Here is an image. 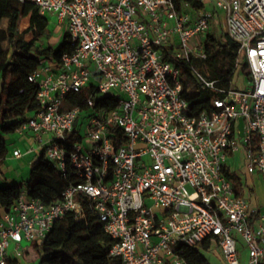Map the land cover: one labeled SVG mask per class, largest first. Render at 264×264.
Here are the masks:
<instances>
[{
	"label": "built area",
	"instance_id": "built-area-1",
	"mask_svg": "<svg viewBox=\"0 0 264 264\" xmlns=\"http://www.w3.org/2000/svg\"><path fill=\"white\" fill-rule=\"evenodd\" d=\"M17 1L62 24L71 49L58 62L40 60L29 75L39 109L16 130L33 134L67 186L51 204L22 192L4 212L0 264L10 244L20 257L23 244L41 242L67 212L83 217L76 197L103 223L119 264H189L185 249L205 240L216 243L222 264H242L234 233L246 243L245 264H264V207L236 195L224 172L241 143L247 173L264 178V0H200L198 10L173 0ZM217 10L238 44L247 85L225 89L193 70L196 83L222 94L195 113L177 63L206 57L203 46L189 44L206 35ZM196 83L186 92L196 93ZM92 87L117 105L93 109ZM71 93L87 94V110L64 102ZM84 115L81 135L75 121Z\"/></svg>",
	"mask_w": 264,
	"mask_h": 264
},
{
	"label": "trees",
	"instance_id": "trees-1",
	"mask_svg": "<svg viewBox=\"0 0 264 264\" xmlns=\"http://www.w3.org/2000/svg\"><path fill=\"white\" fill-rule=\"evenodd\" d=\"M177 8L188 5L194 10L204 7L200 0H173ZM220 17L217 11L214 16ZM213 16V17H214ZM212 17V18H213ZM28 19L25 28L20 29V21ZM5 26L3 27V23ZM49 18L39 13L38 8L30 2L17 0H0V157L7 153L5 136L17 135L16 130L35 114L38 109L37 93L39 86L29 80L40 65V60L58 62L61 54L71 52L64 33L61 41L53 47L45 35ZM203 50L204 59L190 58L178 62L183 73V96L190 103L195 113L210 107L214 98L221 97L199 83L192 73L197 70L210 80H216L220 87H232L234 76L244 71L246 64H238V44L225 31L217 37L208 30L205 35ZM170 56V50H166ZM168 58V57H166ZM243 73V72H241ZM244 77L246 74H243ZM195 82L198 91L189 94L186 89ZM239 89V88H237ZM87 94L94 101L93 109H111L117 105L112 94L99 95L95 88ZM87 94L71 93L64 102L69 107L79 106L82 111L87 107L82 102ZM254 149H257V138L253 136ZM226 176L233 180L236 195H250L252 188L243 182L235 172L224 168ZM67 182L61 177L54 164L39 152L37 161L30 170L29 177L22 183L0 181V221L3 214L9 211L22 192L28 198L39 199L51 204L62 196ZM82 204L84 216L77 218L75 212H67L55 220L52 228L42 239L30 245L22 256L24 264H119L117 257L109 256L112 244L111 237L105 232L99 217L88 207V201L76 197ZM260 208L264 204L259 205ZM216 248V243L205 240L195 247L185 249V258L189 264H211L205 252ZM8 258L7 264H22L18 258ZM32 257V259H28Z\"/></svg>",
	"mask_w": 264,
	"mask_h": 264
},
{
	"label": "rangeland",
	"instance_id": "rangeland-1",
	"mask_svg": "<svg viewBox=\"0 0 264 264\" xmlns=\"http://www.w3.org/2000/svg\"><path fill=\"white\" fill-rule=\"evenodd\" d=\"M208 8L211 10L213 9V4L208 5ZM220 14V17L215 15L213 18L209 20V29L210 31H213L214 34L217 37H220L221 33L224 32V15L220 10H217V14ZM5 23H3V27L5 26ZM28 24V19L23 18L20 21V29L26 27ZM63 28L62 24H58L54 18H49V25L47 28V31L45 35H50V38L53 40L55 38H58L59 36V30ZM207 30V31H208ZM204 40H205V34H199L196 35L191 41H190V46H197V47H202L204 45ZM61 41V38L59 39ZM59 42L54 43L53 42V47H56ZM243 72V73H241ZM241 72L237 73L232 81V88H239L242 89L247 85L246 79L243 74L247 73L246 68L244 71L241 70ZM89 84V83H88ZM124 96V95H123ZM88 122V115H84L83 119H77L75 121V126L79 129V132L81 135H84L85 133V126ZM10 136V135H9ZM14 136V135H13ZM16 137V136H15ZM241 149H237L232 155H230L229 159L227 160L228 167L232 172H235L236 175L245 183L248 184L249 187L252 188V192L250 193V201L253 205L259 206L264 204V178L260 175L257 174H249L246 171L245 167V161H244V153L242 149V144H237V146L240 147ZM18 182H21L20 179L17 180ZM237 247L240 248V261L242 264H245L248 258V251L246 247V243L243 240V238L240 236V234H233ZM23 252L26 249H30V244H23L22 245ZM215 249V248H212ZM220 254V252L218 251ZM206 258L209 260L211 264H222V260L218 258V256L212 251L205 252ZM32 259V257L28 258ZM18 260L24 264L22 261V258H18Z\"/></svg>",
	"mask_w": 264,
	"mask_h": 264
},
{
	"label": "crops",
	"instance_id": "crops-1",
	"mask_svg": "<svg viewBox=\"0 0 264 264\" xmlns=\"http://www.w3.org/2000/svg\"><path fill=\"white\" fill-rule=\"evenodd\" d=\"M64 33H65L64 28H61L59 30L58 38H55L52 40L51 39L52 37H51L48 39V42L51 45H53V42L54 43L59 42V39L62 38ZM16 133H17V135H15L16 137L15 136H5L8 151L6 155L0 159V181L6 180L10 183L24 182L29 177L30 170L32 166L34 165V163L37 161V158L39 156L40 151L38 149V146L34 142L33 134L32 133L20 134L18 132ZM14 149L20 150L21 155L19 157H15L12 155V151ZM239 149H241V146ZM243 153H244V149H243ZM227 167H228V164H227ZM18 179H20L21 182H18L17 181ZM13 247L14 245L12 243L10 244L8 248L9 258H14ZM212 251L218 256V258L221 259V256L218 253L219 251L218 249H214Z\"/></svg>",
	"mask_w": 264,
	"mask_h": 264
}]
</instances>
